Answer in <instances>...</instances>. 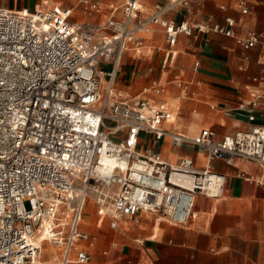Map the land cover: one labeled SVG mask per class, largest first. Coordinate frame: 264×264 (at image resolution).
Masks as SVG:
<instances>
[{
  "label": "built area",
  "instance_id": "2783aa9c",
  "mask_svg": "<svg viewBox=\"0 0 264 264\" xmlns=\"http://www.w3.org/2000/svg\"><path fill=\"white\" fill-rule=\"evenodd\" d=\"M186 2L144 13L139 0L112 1L102 24L73 22L70 9L48 2L33 11L0 7V264H36L46 242L59 250L60 264L72 254L86 263L91 236L79 225L89 200L99 221L108 219L113 228L141 212L181 226L196 216V196L224 194L226 176L213 161L231 165L242 158L264 167V126L219 139L209 128L188 136L166 126L173 113L159 99V83L144 87L142 96L115 91L122 54L140 55L143 33L154 26L169 50L180 35L218 34L244 49L264 41V32L237 36L231 17L194 24L164 17ZM80 3L99 12L96 2ZM238 5L245 14L246 1ZM101 63L110 65L106 77ZM141 134L192 145L205 165L195 167L189 157L171 163L141 150Z\"/></svg>",
  "mask_w": 264,
  "mask_h": 264
},
{
  "label": "crops",
  "instance_id": "0c3cea01",
  "mask_svg": "<svg viewBox=\"0 0 264 264\" xmlns=\"http://www.w3.org/2000/svg\"><path fill=\"white\" fill-rule=\"evenodd\" d=\"M51 1L35 0L31 4L27 0H8L0 7L33 11L48 2L70 9L73 22L102 24L108 4L119 0H90L98 3L99 12L87 11L80 0ZM169 1L139 0L140 10L152 13ZM245 1V14L238 0H188L164 17L188 24L223 23L231 17L237 36L264 32V0ZM143 39L140 55L130 49L122 54L114 81L119 95L142 96L144 87L159 83L163 91L159 99L173 113L166 126L188 136L209 128L219 139L249 125L264 126V41L244 49L233 38L218 34L197 39L180 35L169 50L157 26L144 33ZM104 65L107 69L101 70L106 77L110 65ZM183 85L189 91L187 97ZM149 98L158 100L151 95ZM147 136L151 139L146 140ZM139 148L153 149L171 163L189 157L195 167L205 165L203 155L192 145L175 147L166 138L155 141L151 135L141 134ZM211 167L226 176L224 194L217 199L196 196V216L185 225H171L141 212L113 228L108 219L99 221L92 202L87 201L79 229L91 236L89 259L77 263L72 254L68 264H264V167L242 158H235L231 165L213 161ZM49 245L46 242L42 252L52 257L55 254L47 251ZM42 252L37 263L49 264L51 258L40 261ZM55 253L60 264L59 250Z\"/></svg>",
  "mask_w": 264,
  "mask_h": 264
},
{
  "label": "rangeland",
  "instance_id": "374dc122",
  "mask_svg": "<svg viewBox=\"0 0 264 264\" xmlns=\"http://www.w3.org/2000/svg\"><path fill=\"white\" fill-rule=\"evenodd\" d=\"M7 1L8 0H0V5H6V3H7ZM28 1V3H34V1L35 0H27ZM49 1H51V0H49ZM52 2V1H51ZM28 3H25V5L26 4H28ZM100 68H102V69H104V70H106L107 69V67L104 65V63H101L100 64ZM167 101H169V102H171V103H175V104H177L178 102L177 101H172V99L171 98H169V97H166L165 98ZM182 121V120H181ZM183 122V121H182ZM144 139H145V137H144ZM148 139H151V137H146V140H148ZM47 251H49V252H51L52 254H55L54 256H52V257H49V255L48 254H46V253H44V252H42V255H41V258H40V261H43V260H46V259H49V258H51L52 260H51V264H57V262H58V258H57V253H55L56 252V248L55 247H52L51 245H49L48 246V248H47Z\"/></svg>",
  "mask_w": 264,
  "mask_h": 264
},
{
  "label": "bare ground",
  "instance_id": "6f19581e",
  "mask_svg": "<svg viewBox=\"0 0 264 264\" xmlns=\"http://www.w3.org/2000/svg\"><path fill=\"white\" fill-rule=\"evenodd\" d=\"M144 34V33H143ZM102 173L106 172V170L101 169ZM49 264H51V261H48ZM39 264V263H36Z\"/></svg>",
  "mask_w": 264,
  "mask_h": 264
}]
</instances>
